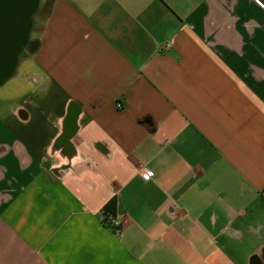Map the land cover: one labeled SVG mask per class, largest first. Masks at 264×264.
Returning a JSON list of instances; mask_svg holds the SVG:
<instances>
[{"label": "crops", "instance_id": "obj_1", "mask_svg": "<svg viewBox=\"0 0 264 264\" xmlns=\"http://www.w3.org/2000/svg\"><path fill=\"white\" fill-rule=\"evenodd\" d=\"M43 2L0 85V264H264V0Z\"/></svg>", "mask_w": 264, "mask_h": 264}, {"label": "water", "instance_id": "obj_2", "mask_svg": "<svg viewBox=\"0 0 264 264\" xmlns=\"http://www.w3.org/2000/svg\"><path fill=\"white\" fill-rule=\"evenodd\" d=\"M41 0H0V85L16 70L30 41Z\"/></svg>", "mask_w": 264, "mask_h": 264}, {"label": "rangeland", "instance_id": "obj_3", "mask_svg": "<svg viewBox=\"0 0 264 264\" xmlns=\"http://www.w3.org/2000/svg\"><path fill=\"white\" fill-rule=\"evenodd\" d=\"M43 1L45 0H41L42 5L44 3ZM47 11L48 9L47 10L44 9L43 12H40L39 14L35 16L34 30L31 34V38L35 37L36 35L44 31Z\"/></svg>", "mask_w": 264, "mask_h": 264}, {"label": "built area", "instance_id": "obj_4", "mask_svg": "<svg viewBox=\"0 0 264 264\" xmlns=\"http://www.w3.org/2000/svg\"><path fill=\"white\" fill-rule=\"evenodd\" d=\"M118 106L121 107L122 105L119 104ZM151 175H152L151 170H149V169H145V170L143 171V176H144L145 178H150ZM108 217H109V219H108V223H110V225H112V226H114V227L118 225V221H117V219H116V217H115L114 215H109Z\"/></svg>", "mask_w": 264, "mask_h": 264}, {"label": "trees", "instance_id": "obj_5", "mask_svg": "<svg viewBox=\"0 0 264 264\" xmlns=\"http://www.w3.org/2000/svg\"><path fill=\"white\" fill-rule=\"evenodd\" d=\"M115 201H112L111 203H109L106 208H105V214H106V221H108L109 219V215H115ZM110 224V223H109ZM115 228V227H114Z\"/></svg>", "mask_w": 264, "mask_h": 264}]
</instances>
